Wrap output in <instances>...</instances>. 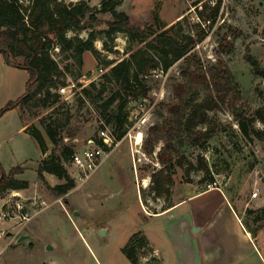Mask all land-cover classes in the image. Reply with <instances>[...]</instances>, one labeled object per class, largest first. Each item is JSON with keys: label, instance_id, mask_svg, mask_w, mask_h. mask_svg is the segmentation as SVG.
Instances as JSON below:
<instances>
[{"label": "rangeland", "instance_id": "374dc122", "mask_svg": "<svg viewBox=\"0 0 264 264\" xmlns=\"http://www.w3.org/2000/svg\"><path fill=\"white\" fill-rule=\"evenodd\" d=\"M62 1L68 5L84 2L86 19L91 14L96 16L98 23L90 22L82 30L66 33L68 38L87 39L93 30L96 53L86 51L79 64L72 49L56 46L50 55L65 70V84L74 86L48 107H41L38 100H33L24 109V119L20 118L17 108L7 110L0 117V163L5 172L17 165L25 167V172L18 177L28 180L29 186L18 191L28 199L31 213L26 222L0 219V264H132L123 251L131 244L137 246L139 264L158 261L177 264L184 254L190 255L196 241L184 237L183 225L176 221L174 212L162 216L158 212L180 198L187 183L197 189L210 185L226 189L242 207L244 221L257 235L264 227L261 211L264 140L242 134L238 112L253 118L255 109L264 105V0H230L216 17L212 8L197 7L201 0H122L117 11L129 15L131 25L139 29L140 35L152 34L142 42L127 32L110 30L106 21L113 16L111 12L100 11L102 0ZM163 30L179 41H185L188 36L195 38L186 56L173 60L165 70L161 53L147 47L149 40ZM248 54L256 60L257 71L248 61ZM132 55L140 66L149 64L148 69L144 68L148 70L150 94L129 97L125 134L97 171L82 182L74 178V169L67 166L68 176L74 179L75 185L64 195L53 193L49 187L64 183L65 179L45 172L43 181L36 174L38 162L49 156L53 148L45 124H50L58 136L67 135L71 130L74 138L69 144L75 150L87 146L90 139H97L104 121L82 89L92 88L93 95L102 88L108 92L113 82L104 74ZM17 58L22 61V57ZM167 58L172 59V55L168 54ZM151 65L156 68H150ZM198 65L202 70L213 65L227 66L238 82L240 98L235 106L228 101L209 113L214 128L212 137L202 138L194 146H179V152L172 158L174 169L166 163L169 168L164 171L172 179L164 186L169 192L159 193L153 176L158 178L163 167L158 153L164 143L154 144L151 132L170 116L168 104L175 101L174 85L182 81L183 72L195 70ZM27 79V70L7 64L0 53V110L9 100L23 94ZM50 84L52 92H56V82ZM252 125L264 130L259 118ZM107 126L112 129V125ZM201 127L204 129L205 125ZM27 128L41 132L46 153L43 154ZM139 136L141 142L137 143ZM201 158L209 164L210 174L201 169ZM144 179H148L146 187L142 185ZM255 189L259 195L252 198ZM24 234L31 236L30 239L18 242ZM257 241L261 245L260 238ZM260 247L264 253V247ZM249 260L254 262V255L249 254Z\"/></svg>", "mask_w": 264, "mask_h": 264}, {"label": "trees", "instance_id": "16d2710c", "mask_svg": "<svg viewBox=\"0 0 264 264\" xmlns=\"http://www.w3.org/2000/svg\"><path fill=\"white\" fill-rule=\"evenodd\" d=\"M121 1H101L100 11L111 12L113 16V19L107 20L106 24L112 32H127L137 36L141 42L146 40L145 38L152 34L140 35L139 29L131 25L129 15L117 11L116 7ZM86 10L87 6L84 2L68 5L62 0H27L26 3L21 0H0V53L7 64L28 71L23 94L6 103L0 110V117L7 110L17 108L21 112L20 118L24 119L26 113L24 109L29 107L33 100H38L41 107H48L60 100L61 94L58 90L52 92L53 85L50 83L56 82L57 89L67 85L66 72L59 67L57 60L50 55V51L56 46L63 50L72 49L78 57L79 64H82L81 56L86 51L96 53L93 45L95 39L93 30L89 32L87 39L66 36L69 30L79 31L86 28L90 22L98 23L94 14L86 19ZM211 11L216 17L219 7L216 6ZM149 41L147 47L155 48L161 53L162 69L165 70L173 60L186 56L195 38L188 36L185 41H179L163 30ZM168 54L172 55V59L168 60ZM17 57H22V61L20 62ZM247 59L254 65V71H257L256 60L250 54ZM144 67L148 69L149 64L145 66L144 63L143 67L140 66V62L135 60V55H132L114 64L109 73L104 74L108 81L113 82V87L108 92L105 93V89L102 88L93 95L92 88L82 89V94L95 105L104 124L112 125V131L118 139H121L126 131L125 109L129 97H146L151 92L152 88L147 84L148 70L146 71ZM150 68L156 66L151 65ZM91 86L97 90L95 85L91 84ZM238 86L227 66L213 65L208 70H202L198 65L195 70L183 72L182 81L174 85L175 101L168 104L170 116L151 132L154 144L160 141L164 143L158 153L163 167L158 172V178L153 176L157 192H169L164 188L165 184L172 182L170 174L164 175V171L169 168H166V163L172 165L174 169L172 158L175 152H179L180 145L194 146L199 144L202 138L212 137L214 128L209 113L217 111L221 104H226L228 101L235 106L240 98ZM61 102L65 103L63 100ZM238 115V125L245 137L255 136L264 140V130L255 129L252 125L256 118L264 123V105L255 109L253 118L245 117L241 112H238ZM203 125H205L204 129L201 127ZM44 128L47 137L53 143V148L49 156L43 157L38 162L36 174L43 181L45 172L65 179L64 183L49 187L53 193L64 195L75 185L74 179L69 178L64 166V162L68 161L75 151L74 145L69 144L74 135L70 130L67 135L58 136L50 124H45ZM26 130L37 141L43 154L46 153L47 145L41 132L37 129ZM178 163L182 165L180 160ZM200 167L210 174L209 164L203 158L200 159ZM24 172L25 167L22 165L5 172L0 163V195L11 190L26 189L29 186L28 180L18 177ZM210 180L211 183L214 182L213 178ZM261 211L264 213V207ZM142 244L143 242L138 246ZM136 250L137 246L134 244L127 245L123 249L132 264H139Z\"/></svg>", "mask_w": 264, "mask_h": 264}, {"label": "crops", "instance_id": "0c3cea01", "mask_svg": "<svg viewBox=\"0 0 264 264\" xmlns=\"http://www.w3.org/2000/svg\"><path fill=\"white\" fill-rule=\"evenodd\" d=\"M182 207L185 208L177 213ZM170 212L183 225L184 237L196 241L190 255L184 254L177 264H264L260 247H264V227L256 235L244 221L242 207L226 189L217 186L197 189L187 183L180 198L158 215ZM257 238L262 241L261 245ZM154 250L161 256L158 248ZM249 254L254 255V262L249 260Z\"/></svg>", "mask_w": 264, "mask_h": 264}, {"label": "built area", "instance_id": "2783aa9c", "mask_svg": "<svg viewBox=\"0 0 264 264\" xmlns=\"http://www.w3.org/2000/svg\"><path fill=\"white\" fill-rule=\"evenodd\" d=\"M229 2L230 0H201L197 7L203 9L206 6L210 9L218 6L220 9L219 14L221 15L222 10L226 8ZM71 86H74V84L60 86L58 92L64 94L69 91ZM97 137V139H90L88 145L84 148L75 150L71 158L64 162L66 168L70 166L74 169V178L79 181H87L101 166L109 153L120 143V139L105 124L98 131ZM258 195L259 190L255 189L252 192V198H257ZM27 201L28 199L21 196L20 192L16 190L1 194L0 219H20L23 222L30 220L31 213L28 210Z\"/></svg>", "mask_w": 264, "mask_h": 264}, {"label": "water", "instance_id": "95a60500", "mask_svg": "<svg viewBox=\"0 0 264 264\" xmlns=\"http://www.w3.org/2000/svg\"><path fill=\"white\" fill-rule=\"evenodd\" d=\"M90 25H92V24H90ZM30 238V236L29 235H26V234H24V235H21V236H19V238H18V242H20V241H22V240H24V239H29ZM50 247V246H49ZM48 247V248H49Z\"/></svg>", "mask_w": 264, "mask_h": 264}, {"label": "bare ground", "instance_id": "6f19581e", "mask_svg": "<svg viewBox=\"0 0 264 264\" xmlns=\"http://www.w3.org/2000/svg\"><path fill=\"white\" fill-rule=\"evenodd\" d=\"M140 142H141V137L139 136L137 138V143H140ZM142 185L146 187L148 185V179H144Z\"/></svg>", "mask_w": 264, "mask_h": 264}]
</instances>
